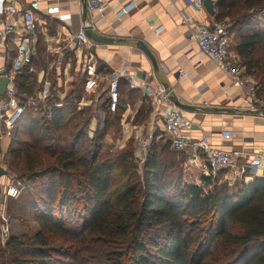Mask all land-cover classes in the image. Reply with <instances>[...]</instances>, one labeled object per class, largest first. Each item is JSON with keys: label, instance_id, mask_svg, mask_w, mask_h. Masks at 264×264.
<instances>
[{"label": "trees", "instance_id": "trees-1", "mask_svg": "<svg viewBox=\"0 0 264 264\" xmlns=\"http://www.w3.org/2000/svg\"><path fill=\"white\" fill-rule=\"evenodd\" d=\"M214 2L215 21H233L241 67L261 71L264 81V33L251 23L264 0ZM27 69L16 78L23 101L41 90ZM80 96L74 89L58 109L54 95L51 117L28 109L15 125L9 167L25 189L10 198L8 214L38 230L10 232L7 245L0 241V264H264V179L189 183L184 156L169 144L163 153L152 144L142 165L133 147L103 152L104 135L86 134L92 113L78 106ZM104 108L108 132L113 115ZM3 223L0 215V237ZM164 225L165 239L151 238Z\"/></svg>", "mask_w": 264, "mask_h": 264}, {"label": "crops", "instance_id": "crops-1", "mask_svg": "<svg viewBox=\"0 0 264 264\" xmlns=\"http://www.w3.org/2000/svg\"><path fill=\"white\" fill-rule=\"evenodd\" d=\"M14 1L20 10L30 2ZM107 1V11L100 15L90 13L84 0H59L57 4L65 20H61L58 15H49L48 4H41L36 13L34 61L27 69L33 75L37 71L35 66L41 67L37 71L41 83L40 92L48 90L50 96L56 95L63 101L74 89H78L80 97L88 99V104L83 108L88 107L92 113L86 134L90 139L104 135L103 152L133 147L135 158H138L141 153L140 141L147 140L151 135L153 140L149 150L152 144L156 145L158 153H163L168 144L170 150H173L165 132L164 121L159 116L162 106L153 107L144 91L141 88L131 89L126 80L120 84L119 113L114 115L112 112L110 129L105 131L104 107H108V76L112 71L126 66L139 85L141 80H150L166 89H174V103L179 101L192 107L191 110L180 109L185 119L192 124V129H187L185 133L194 141L206 139L218 148L247 152L235 168L227 174L223 172L220 182L222 180L234 186L260 178L252 172L250 164L256 156L264 160V116L261 115L264 108L249 110L244 107L231 81L214 62L199 53L194 39L195 24L212 23L214 16L205 7L195 12L190 6L191 0ZM124 8H128L129 12L119 17L117 13ZM19 15L13 22L22 29ZM87 26H92L100 35L114 39V42L99 44L89 39L90 44L82 47L70 44ZM57 40L65 49L61 66L56 64V58L51 55ZM230 48L233 62L240 65L235 50ZM14 55L13 52L2 58L0 66L10 69ZM90 63L96 66L97 87L88 92L85 88L89 79L86 66ZM181 70H184V74H181ZM99 106L101 109L97 110ZM30 110L38 113L42 108ZM14 128L0 127L3 153L10 147ZM226 132L232 134L230 138L224 137ZM174 152L184 156V177L189 183L200 186V183L205 184L204 177L213 181L217 178L219 173H213L210 168L204 165L201 168L195 167L196 155L193 150ZM190 171L198 173V180Z\"/></svg>", "mask_w": 264, "mask_h": 264}, {"label": "built area", "instance_id": "built-area-1", "mask_svg": "<svg viewBox=\"0 0 264 264\" xmlns=\"http://www.w3.org/2000/svg\"><path fill=\"white\" fill-rule=\"evenodd\" d=\"M59 0H30L27 6L20 10L19 5L14 0H0V60L6 58L14 52L12 67L6 68L0 66V76H6L10 79L7 91L4 96H0V127H8L13 129L16 123L21 119L28 109H47L49 116L52 115V108L47 102L54 96H50L48 90L39 93L36 99L23 101L16 86V78L21 76L24 71L29 68L35 56V33L37 30L36 13L40 10L42 3L48 4L47 12L49 15L59 16L61 20H65V16L61 15V10L57 4ZM87 10L90 13L104 15L108 8L107 0H84ZM205 0H191L190 6L195 12L204 9ZM129 8V7H128ZM122 9L117 15L123 16L129 12V9ZM21 11V12H20ZM20 14V15H19ZM20 17V25L22 29L17 27L14 20ZM14 21V22H13ZM194 39L198 45L199 53L208 58L225 74L231 81V86L239 93L242 104L249 110H256L257 105L264 108V102L257 97L254 87L250 86V79L246 76L245 70L233 62V57L229 52L231 41V25L228 20L213 21L212 23L195 24ZM21 31V33L19 32ZM56 46L52 47L51 55L56 58V64H63L64 47H61L60 40H57ZM70 44L77 47L89 45L90 41L84 32L79 33ZM15 50V51H14ZM86 72L89 77L85 83L88 92L93 91L97 87L95 80L96 66L90 63L86 66ZM184 74V70L180 71ZM122 80H126L129 87L133 90L141 88L153 107L162 106L160 115L164 121L166 135L171 142V147L177 152H186L193 150L196 155L195 167L201 168L203 165L210 168L213 173L224 172L229 173L238 164L239 160L246 156V151L229 150L218 148L211 145L206 139L194 141L192 137L185 132L192 129V124L187 121L182 110L174 103V89H166L162 85L150 80H141L140 85L134 75H131L126 66L112 71L108 76V107L111 112H115L120 103V84ZM97 100V98H96ZM88 104L86 97L78 102V106L83 108ZM96 106V104H95ZM63 107L62 101L56 104V108ZM101 109L100 106L96 108ZM224 137L230 138L231 133H224ZM153 140L151 135L147 140L139 143V160L143 163L147 157V149ZM203 156V158H202ZM252 172L256 176L264 179V160L259 156L250 164ZM15 178V177H14ZM228 181H231L228 178ZM229 183V182H228ZM232 186V183H229ZM6 187V195L18 196L22 187L9 182ZM16 198V197H15ZM1 213V212H0ZM4 219L2 228L3 241L6 242L10 236L8 219Z\"/></svg>", "mask_w": 264, "mask_h": 264}, {"label": "rangeland", "instance_id": "rangeland-1", "mask_svg": "<svg viewBox=\"0 0 264 264\" xmlns=\"http://www.w3.org/2000/svg\"><path fill=\"white\" fill-rule=\"evenodd\" d=\"M231 21H232L231 19L228 20V22H229L230 25L233 23V21L232 22ZM251 23H252V29L260 30L261 32L264 33V10L255 11L252 14V16H251ZM236 41H237L236 33L233 32V31H231V41H230L231 42L230 43V46H231L230 49L231 50H234L233 48L235 47ZM39 69H41V67L36 68V66H35V70H37L39 72L40 71ZM37 71H35L34 74H33V80H32V82L34 83V80L36 78V80H37V87L38 86L40 87L41 86V83L39 81V77H38V72ZM262 74L263 73L261 71H258L253 76L252 75H248V74H246V76L249 77L250 82H251L250 83V86L251 87L252 86L254 87V90H255V93H256L257 97H259L264 102V83H263L264 81H263V78H262ZM75 77L77 78V75ZM87 109H88V107H87ZM261 109H262V107L259 106V105H257L256 110H261ZM69 127H71V125H69ZM69 130H71V129H69ZM0 144H1V150H2V152L0 153V167H3L4 169H6L8 171V175L5 177L6 180L5 179L3 180V181H5L4 184L7 185L9 182H11L12 184L20 185V188L22 187L21 189L23 191V188L25 189V186H24L23 181H21L16 176V173L14 174V171H12V169H10V167H9L10 166V161H11V155H10L9 151L7 150L5 153H3L4 151L2 149L1 132H0ZM3 147L6 148V145H3ZM148 150H149V147H148ZM103 156H104V153H103ZM136 161L140 165L143 164V162L139 160V157L136 158ZM12 172H13V174H12ZM190 174L195 175V178L198 176V173L196 172V174H195L194 171H192V172L190 171ZM222 174H223V172L217 174L216 177L218 179H221ZM196 180H198V177H197ZM220 183H223L222 180H221ZM199 185L200 186H204L203 184L201 185V183ZM6 187L7 186H5V188L3 189L2 196L0 198V212H1L0 215H1L2 219H3V216H4L5 219H8L9 220V222L7 224L9 226L11 235H21L24 232L25 233H28L29 230H27L25 227L23 228L21 226V223H19L15 219H13L8 214V201L10 200V198H12V199L18 198L20 196V194H21L22 191H20L19 195L18 196H15L16 197L15 198L13 195H10V194L9 195H6V193H5L6 192ZM74 215H76V214H74ZM3 221H4V219H3ZM1 229H2V227H1ZM37 230H38V225H35L34 224L32 231H29V235H34ZM169 231H170V226L169 225L157 226L153 230L151 238H156V239H159V240H164L165 237L167 236V234L169 233ZM0 238H1V240H0L1 241V245L2 246L7 245V241L4 242L3 241V237H0ZM116 241H117V239H114V241H112V242H110L108 240L107 242H105V243H107L105 246L108 247L109 244L116 243Z\"/></svg>", "mask_w": 264, "mask_h": 264}, {"label": "water", "instance_id": "water-1", "mask_svg": "<svg viewBox=\"0 0 264 264\" xmlns=\"http://www.w3.org/2000/svg\"><path fill=\"white\" fill-rule=\"evenodd\" d=\"M204 7L211 16H215L214 0H205L204 1ZM84 33L86 34L88 39H90L96 43H99V44H110V43L114 42V39L100 35L97 31L94 30V28L92 26H87L84 29ZM143 49L146 53H148L150 55V57L152 56L145 47ZM152 59H153V57H152ZM153 60L155 61V59H153ZM9 83H10V79L8 77L0 76V96L5 95ZM176 105L179 108L184 109V110H191L192 109V107H190L188 105H184V104L180 103L179 101L176 102ZM261 115L264 116V110L261 111ZM7 175H8V171L6 169H4L3 167H0V198L2 196V179H3V177H6Z\"/></svg>", "mask_w": 264, "mask_h": 264}]
</instances>
